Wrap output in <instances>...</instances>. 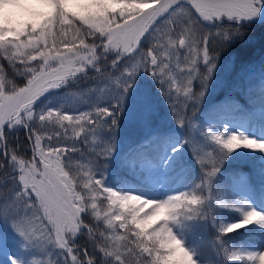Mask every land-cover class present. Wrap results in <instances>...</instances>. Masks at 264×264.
I'll use <instances>...</instances> for the list:
<instances>
[{"label":"snow or ice","instance_id":"snow-or-ice-1","mask_svg":"<svg viewBox=\"0 0 264 264\" xmlns=\"http://www.w3.org/2000/svg\"><path fill=\"white\" fill-rule=\"evenodd\" d=\"M30 3L48 11L34 13L29 23L14 25L6 17L7 9ZM70 5L71 0H0V58L12 69L9 75L0 65V145H5L0 152L7 157L0 160V222L10 224L26 248L36 247L49 257L33 264H56L49 248L59 250L63 264H197L196 252L186 247L181 233L188 221L212 219L215 205L242 215L240 222L218 228L224 256L264 264V251L230 250L223 241L252 224L264 229V212L247 201L230 204L214 193L224 161L242 148L264 153V140L230 133L227 127L202 128L195 120L220 53L239 33L224 22L257 17L264 0H86L78 11ZM160 23L168 24L167 30ZM142 41L151 45L146 51ZM174 68L183 79L173 75ZM89 69L110 82L108 106L76 115L62 107L37 112L42 97L86 76ZM142 69L157 82L185 132L172 154L187 145L201 172L189 190L162 198L114 190L103 178L116 150L120 115ZM197 79L198 92L193 91ZM151 111L145 104V120H151ZM6 126L27 130L30 159L7 151ZM82 136L85 143L91 138L92 157L86 163L69 155L80 151L75 143H63ZM157 139L153 135L141 149ZM142 158L154 167L146 153ZM85 236L92 253L79 247Z\"/></svg>","mask_w":264,"mask_h":264},{"label":"trees","instance_id":"trees-1","mask_svg":"<svg viewBox=\"0 0 264 264\" xmlns=\"http://www.w3.org/2000/svg\"><path fill=\"white\" fill-rule=\"evenodd\" d=\"M82 2L86 1L71 0L70 6L72 10L78 11V4ZM47 11L41 5L40 13ZM25 18L29 23L36 17L33 14H27ZM11 21L14 25L17 24L16 21ZM261 21H264V10L257 17L243 21L240 24L229 21L224 22V27L229 30L238 28L239 33L232 37L219 57L232 63V74L238 77L239 82L234 86L231 84L227 85L218 96L211 99L210 103L199 106V111L196 115L198 120L201 119L202 122L215 120L224 126L225 123L223 121H230L237 117L241 119L248 118L252 126L257 125L260 130L264 129V22ZM142 45L145 48L144 41ZM0 64L3 65L5 72L11 75L12 69L8 63L0 58ZM109 64L110 61L108 62ZM101 66L105 67L103 63ZM88 71L94 74V70L89 69ZM247 75H249V78H247ZM82 77H78L75 81L80 80ZM248 80L249 83H246ZM195 90H200V81H197ZM176 125L172 114L163 123L162 130L156 131L148 138L150 140L153 135H156L158 139L144 149H141L140 145L144 144L146 140L142 141V138L136 136L124 150L107 161V167L104 168L108 172L107 181L111 180L112 184L114 183L119 190H123L128 184H131L146 193L158 195L159 191L157 188L147 184L146 176L149 171L145 167L147 163L144 162L142 153H146L151 158V162L161 169L163 165L162 157L165 151H171L172 141L185 136L183 129L174 128ZM201 127L206 128L203 125ZM6 133H10L7 135L5 142L7 151L10 153L14 149L26 159H30L32 145L28 138L27 130L18 128L13 131L8 130L6 126ZM4 147L5 145H0V149ZM177 157L173 171H178L185 166L184 172L186 173L170 178L167 187L172 188L183 176L181 186L187 187V190H189L191 185L198 182L201 178L199 166L193 156H190L188 150L180 152ZM6 159L7 157L4 153L0 152V160ZM159 173L160 171L157 170V174ZM244 174L249 176L252 186L255 187L257 204L264 210V153L243 148L234 151L224 161L217 175L214 182V193L230 204L237 200L242 201L235 188L237 179H240ZM171 176L172 173H169L168 177ZM211 215L212 219L210 220L196 219L186 222V226L182 230L185 244L196 252L195 257L204 264H245L243 261L228 260L217 242V237L220 235L218 232L220 223L222 221L241 220V213L233 208H220L214 205ZM101 230L103 229L101 228ZM223 241L224 246L230 250L239 251L241 248L249 246L263 248L264 229L249 225L229 233L223 237ZM20 242L22 244L18 250L20 264H33L31 254L24 246L23 241L20 240ZM78 243H80V248L87 247L90 253L94 252L92 244L88 242L86 236L80 238ZM55 255L59 259L56 264L63 263V256L60 255L58 249Z\"/></svg>","mask_w":264,"mask_h":264},{"label":"rangeland","instance_id":"rangeland-1","mask_svg":"<svg viewBox=\"0 0 264 264\" xmlns=\"http://www.w3.org/2000/svg\"><path fill=\"white\" fill-rule=\"evenodd\" d=\"M86 1V0H85ZM41 5L30 3L25 6L24 9L19 8H9L6 10V17L14 20L17 24L21 23H28L26 20L27 14H34L40 13ZM163 18H161L162 21ZM173 19H176L175 17ZM160 27L162 31L167 30L169 27L168 24L160 23ZM145 48L144 51L150 47V43L148 41H144ZM184 50H181L183 53ZM6 61V60H5ZM7 62V61H6ZM8 63V62H7ZM1 65V64H0ZM10 67V66H9ZM19 67V65H17ZM174 67V65H173ZM201 69L204 68L202 62L199 64ZM233 72V65L231 62H228L226 59L219 57L217 61L216 69L212 75V78L209 80L210 84H208L207 91L205 92L204 99L200 106L206 105L210 103L211 99L218 96L223 88L227 85H237L239 80ZM241 74V73H240ZM173 75L178 79H183L184 74L180 73L178 69L174 68ZM239 75V74H238ZM249 78V75H247ZM198 79L193 82V91L195 90V86ZM249 83V80L246 81ZM110 87V82L107 80L105 75H101L98 73L95 74H88L87 77H84L81 81L76 82L75 85L63 89L61 92L55 93L48 97H45L43 100L37 102L36 110L37 112L41 109L46 110L47 108H60L62 107V111L67 112L69 114H79L84 111H89L94 109L96 106H108L110 101L107 100L109 92L107 89ZM198 92V91H196ZM145 104L150 105L151 111V120L147 121L144 118V106ZM172 115V110L166 100L163 97L162 93L159 90L157 82L153 79L150 72H144L143 69L141 73L136 78L135 85L131 89L125 109L123 113L120 115L119 119V126L116 131V150L112 156L117 155L120 151L124 150L128 143H130L136 136L142 138V141L148 140L151 134L155 133L156 131L162 130L163 123L170 118ZM196 122L199 125H203L204 127L214 126L215 130H224L227 127L228 132L230 133H243L250 138H255L257 140H264V129H259L257 125L252 126L250 124L249 119L244 118H234L230 121H224L225 125H220L215 120H205L201 121V119H197L195 117ZM150 124V126H146ZM67 126V125H66ZM175 129H180L177 125L174 127ZM59 130V129H57ZM106 138L110 136V134H105ZM184 137H182L183 139ZM200 137H198L199 139ZM173 141L172 147L177 146L180 141L182 140ZM55 143V141H53ZM63 143L73 144L75 143L80 151L76 153H70L69 155L72 157L74 162L86 163L88 159L92 157V152L90 148L91 138H89L88 143L84 142L83 136L79 140H64ZM83 143V147H82ZM188 150L190 156L192 155L191 149L185 145L180 151L172 154V152L167 153L165 151L162 159H163V166L161 169L155 166H150L146 164L145 167L149 171L147 174V184L157 188L159 193L158 195H151L146 193L145 191L137 188L135 185L128 184L125 189L119 190L116 185L111 180L107 181L108 172L107 170L103 169V178L106 186L113 188L117 191L129 192L133 194H139L146 196L148 198H162L169 194L178 193L180 191H187V187L181 186L183 181V176H181L180 180L176 182L172 188L167 187L168 180L170 178L178 177L181 173H186L185 168L181 170L174 171V162L178 158L177 155L180 152ZM81 152L83 155H81ZM167 162V163H165ZM157 170L160 171L157 174ZM148 173V172H147ZM169 173H172L171 177H168ZM107 181V182H106ZM9 186H11V182L9 181ZM108 183V184H107ZM236 192L239 195L242 201H247V204L251 207L255 208L257 211L264 212L261 209L256 201V193L255 187L252 186L251 180L249 176L244 175L240 179H237L236 185ZM241 220L237 221H222L220 223L224 225L233 224L240 222ZM255 227H258L256 224H252ZM260 228V227H258ZM182 234V233H181ZM183 237V234H182ZM0 238H2V242H0V264H12L13 259H15L18 264H20V256H19V246H21L20 240H22L11 228L10 224H5L0 222ZM184 239V237H183ZM189 249V246L186 245ZM28 252L31 254V261L37 260H47L49 259L46 256L45 252L39 250L36 247H28ZM239 251L243 252H259L264 251L263 248H257L255 246H249L241 248ZM57 249H48V253L50 254L51 258L58 262V258L55 255ZM196 259L197 264H204L198 258ZM59 264V263H58ZM63 264V263H61Z\"/></svg>","mask_w":264,"mask_h":264},{"label":"water","instance_id":"water-1","mask_svg":"<svg viewBox=\"0 0 264 264\" xmlns=\"http://www.w3.org/2000/svg\"><path fill=\"white\" fill-rule=\"evenodd\" d=\"M107 67H110V65L107 66ZM102 69H105V67L102 68ZM75 84H76V83H73L72 85H75ZM70 86H71V85H66V86H64V88H68V87H70ZM60 90H61V88H60V89H57V90H53L52 92H50V93L46 94L44 97H42V99L45 98V97H47V96H49V95H51V94H53V93H56V92L60 91Z\"/></svg>","mask_w":264,"mask_h":264}]
</instances>
